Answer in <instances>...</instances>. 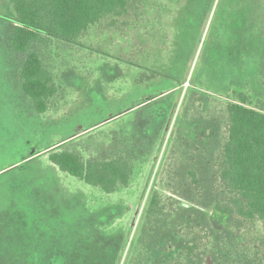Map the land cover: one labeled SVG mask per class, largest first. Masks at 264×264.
Wrapping results in <instances>:
<instances>
[{
    "label": "rangeland",
    "instance_id": "rangeland-1",
    "mask_svg": "<svg viewBox=\"0 0 264 264\" xmlns=\"http://www.w3.org/2000/svg\"><path fill=\"white\" fill-rule=\"evenodd\" d=\"M142 6L37 48L57 86L44 114L20 92L0 21V214H27L17 224L47 249L41 264H264L262 224L213 212L230 206L217 174L227 104L241 93L264 111V0ZM62 151L122 155L133 176L105 194L49 163Z\"/></svg>",
    "mask_w": 264,
    "mask_h": 264
},
{
    "label": "trees",
    "instance_id": "trees-1",
    "mask_svg": "<svg viewBox=\"0 0 264 264\" xmlns=\"http://www.w3.org/2000/svg\"><path fill=\"white\" fill-rule=\"evenodd\" d=\"M12 16L0 14L3 23L5 55L18 60L20 92L38 114L48 111L57 92L52 74L44 66L37 48L47 40L70 43L83 36L102 20H131L143 10V0H7ZM247 98L234 93L226 106L227 140L217 164L221 186L230 197V206L214 208L224 219L233 210L245 221H259L264 234V111L250 108ZM48 161L60 172L98 187L105 194L126 188L134 165L122 155L108 159H83L73 151L54 152ZM13 204L11 205V207ZM69 207V202L66 201ZM156 200L151 197L145 218L155 216ZM0 214V264H41L47 249L32 246L34 233L18 226L21 216L12 209ZM145 229L142 228L141 232ZM156 240L165 236L159 232ZM168 236V235H167ZM33 241V240H32ZM188 246V253H194ZM33 250H37L32 253ZM35 254L38 256L36 258Z\"/></svg>",
    "mask_w": 264,
    "mask_h": 264
}]
</instances>
